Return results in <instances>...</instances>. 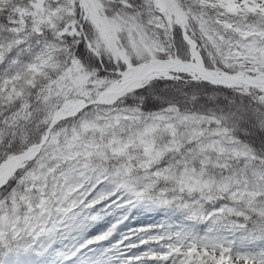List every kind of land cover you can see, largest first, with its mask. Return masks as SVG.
Wrapping results in <instances>:
<instances>
[{
    "label": "snow or ice",
    "instance_id": "1",
    "mask_svg": "<svg viewBox=\"0 0 264 264\" xmlns=\"http://www.w3.org/2000/svg\"><path fill=\"white\" fill-rule=\"evenodd\" d=\"M0 264H264V0H0Z\"/></svg>",
    "mask_w": 264,
    "mask_h": 264
}]
</instances>
